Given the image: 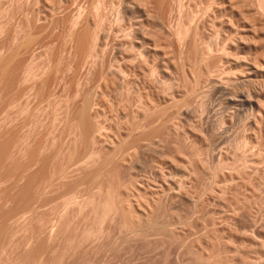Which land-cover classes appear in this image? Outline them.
<instances>
[{
    "label": "rangeland",
    "instance_id": "1",
    "mask_svg": "<svg viewBox=\"0 0 264 264\" xmlns=\"http://www.w3.org/2000/svg\"><path fill=\"white\" fill-rule=\"evenodd\" d=\"M0 264H264V0H0Z\"/></svg>",
    "mask_w": 264,
    "mask_h": 264
},
{
    "label": "bare ground",
    "instance_id": "2",
    "mask_svg": "<svg viewBox=\"0 0 264 264\" xmlns=\"http://www.w3.org/2000/svg\"><path fill=\"white\" fill-rule=\"evenodd\" d=\"M101 6V5H100ZM77 19V18H76ZM187 30V29H186ZM96 34V33H95ZM95 34H92V38H91V42L93 43L94 42V37H95ZM182 36V35H181ZM97 37H98V35H97ZM96 40V39H95ZM95 44H96V42H94ZM92 45V44H91ZM95 47V46H94ZM97 47V46H96ZM93 50V49H92ZM143 57V56H142ZM118 62V61H117ZM114 69V68H113ZM120 69V68H119ZM111 71V70H110ZM125 73V72H124ZM127 77V76H126ZM243 97L245 96V95H242ZM247 98V97H246ZM246 98L244 97V100H246Z\"/></svg>",
    "mask_w": 264,
    "mask_h": 264
}]
</instances>
